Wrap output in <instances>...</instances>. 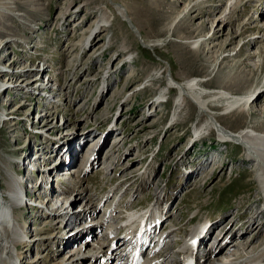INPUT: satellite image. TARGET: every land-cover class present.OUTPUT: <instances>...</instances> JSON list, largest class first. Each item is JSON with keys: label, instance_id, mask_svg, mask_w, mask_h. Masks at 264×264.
I'll return each instance as SVG.
<instances>
[{"label": "rangeland", "instance_id": "1", "mask_svg": "<svg viewBox=\"0 0 264 264\" xmlns=\"http://www.w3.org/2000/svg\"><path fill=\"white\" fill-rule=\"evenodd\" d=\"M228 2L0 0V86L4 88L0 111H13L5 123L0 121L1 151L16 164L18 171L12 164L10 172L27 189L24 199L29 202L23 212L27 233L49 228L40 216L27 219L35 211L28 207L40 206L55 188L62 202L67 200L63 207L67 215L79 214L83 206L90 210L78 222L60 219L56 235L67 236L63 229L69 232L81 225L75 233L89 241L88 247L115 238L109 241L115 258L124 255L115 242L116 235L123 237L122 229L111 234L121 223L116 219L110 224L103 212L117 203L121 207L114 217L150 208L163 218L155 226L159 242L165 240L159 247L155 241V254L171 241L173 246L181 245L183 236L195 228L201 233L199 240L211 238L208 249L200 242L203 248L192 246L195 257L215 249L209 261L228 263L232 258L223 257L224 262L218 258L224 249L249 256L254 237L255 244H264V215L255 213L248 201L241 202L255 189L252 165L244 160L242 147L220 142L210 129L194 134L206 115L189 99L187 108L172 118L175 89L162 99L164 103L168 98L163 106L152 107L150 102L169 85L171 72L181 84L196 76L210 90L253 92L239 121L233 119L235 112L219 116L220 105L211 104L213 111L207 113L224 127L233 132L249 125L264 128V0H231L230 13L221 16L228 22L217 30L216 18ZM102 10L109 16L110 29L89 35ZM173 21L167 34L165 27ZM192 38L199 41L196 49L187 44ZM123 48L130 57L121 53ZM12 123L16 125L10 127ZM42 131L49 140L40 151ZM83 143L87 145L82 154L96 144L85 163L80 157ZM20 164L35 167L37 174L27 171L23 176ZM42 176L49 182L38 188ZM40 194L43 198L37 199ZM204 218H209L207 226ZM46 232L52 233L51 241L29 246L20 264H47L73 248L56 240L55 231ZM99 255L92 264L106 261ZM189 260L186 257L180 264Z\"/></svg>", "mask_w": 264, "mask_h": 264}, {"label": "bare ground", "instance_id": "2", "mask_svg": "<svg viewBox=\"0 0 264 264\" xmlns=\"http://www.w3.org/2000/svg\"><path fill=\"white\" fill-rule=\"evenodd\" d=\"M230 1L231 0H229L228 2L229 5L227 4L223 12L216 18V22L218 24L216 25L215 28H217V30L221 29L223 25L228 22L225 16L224 17H221V16H223L225 11L227 10H229V13H230V10L232 7ZM109 21L110 20H109V16L107 12L102 10L99 16H97V19L94 21L89 35L98 34L100 31L107 32L111 26L109 25ZM174 23L175 21H173L172 23H170L168 26L165 27L167 34L171 33ZM187 44L191 46L192 48L196 49L198 48L197 46L199 45V41L197 39L192 38L188 40ZM123 49L121 53L128 55V57H130L131 54L129 53L128 49L126 48H123ZM36 78L37 77L33 79H36ZM27 82H30V80H28ZM18 86H20L19 89H22L21 87L23 85L22 86L18 85ZM1 87L2 86H0V90H1ZM16 87L11 86V89L16 88ZM26 88H27L26 85H24L22 90ZM208 88L206 87V85H204V82L201 81L196 76L194 77L192 76V79L189 80V82H186V84H181V82H179L178 80L174 78L171 72L169 85L165 87L163 90L161 89L158 91V93L155 95V98L150 101L151 106L152 107L163 106L164 103H167L168 98H167V101L164 103L162 102V99L165 98V96H167L168 94H170L171 90L175 89L178 91L177 92L178 95L176 96L174 100V115L172 118H175L176 112L180 113L182 112V110L187 108V106L189 105L187 101L189 99L191 102H193L197 106L198 110L199 109L201 110L202 114L205 113L206 115V119H204V122H202L198 126L196 125L195 130L193 129L194 134L198 135L197 134L198 132L201 133L202 131H208L210 129V131L213 130L216 133V135L220 139V142L233 143L236 145H240L243 149L242 152H243L244 160L251 162L249 164L252 165V172L254 175V182H255L254 193L249 194L247 198L242 199L241 202L245 200L248 201L247 204L250 206L251 209L254 210L255 213H262L264 215V128L261 127L262 128L261 129L260 126H250L249 125V127H246L237 132H233L229 130L228 128L224 127L221 124L222 122H219L215 116L207 113L208 110L210 111L212 110L210 109L212 106L211 104H217V105H220L219 106L221 108L220 112H222V114H220L219 116H223L224 112H225L224 115H227L228 113H231V112H235L233 114V119L234 121H239L241 119V114H244L242 112H244L247 109V106H249V102L252 99L253 92H247L246 94L244 93L234 94V93L227 92L225 90H221L220 88L212 89V90ZM5 111H0V121L2 120L4 123L11 116L10 114H12L13 112V111L11 112H7V111L5 112ZM158 112L159 110H157V113ZM15 125L16 123H12L10 127H14ZM2 145L3 144H2V138H1V133H0V188L3 189L2 191H0V264H20L21 262L24 263L23 255L26 253L25 251H27L29 246L31 247V245L38 244V243L47 245V242L49 240L51 241L52 233L46 232L47 230L51 232L55 231L54 235L57 236V238L55 237L56 240L57 239L60 240L61 243L64 241L66 247H69V246L73 247L68 250H64L62 257H60V260H53L51 258L52 262L48 263L45 261L47 264H81L83 260H87V264L89 262H91L92 264L94 260L97 259L98 254H100L99 256L102 258V260L104 259H106V261L113 260L114 263L116 264H127L128 263L129 256H131L133 252L135 251V243H132L131 240L124 238L125 236L123 235H122L123 237H119L116 235V240H115L116 243L119 241L118 244H122V248L120 249L121 252H123L124 254L122 258H115L114 254L110 252L111 247H109V241H112L113 238H111L110 240H107V237L106 239L104 237L105 241L107 242L106 245L103 242L97 241L94 244H90L91 246L88 247L89 241L87 239L85 240L84 237H81L79 233L68 234L67 236H64L63 234L56 235V232H58L59 228L61 227V226L60 227L58 226V222L60 219L63 221H66V223L69 222L70 224V223H73L71 221V218H73V221H76L79 218H81V215H84V216L86 214L89 215L90 210L85 209V207L83 206L79 214L70 213L67 215V212L63 211L64 210L63 207L66 205L67 200L62 202L63 199H61L59 195L56 194L58 191H55V188L52 189V191L49 193V195L51 196L48 195V198H45V197L43 198V195L41 194L37 196L38 197L37 199L39 198L44 199L43 201H41V203H39L40 206H38V208L41 212L40 218L46 219L45 224H46V227H49V228H43V227H40L39 229L35 228L33 229L31 233H27L26 222L23 221V212L25 208L28 206L27 202H29V199H26V200L24 199L25 196H24V193H22L24 192L23 186H21V188L18 189L16 184L18 183V185H21V183L18 182L17 180L18 177L15 176L13 172H10V170L13 167L12 164L14 163L8 162L6 156L1 151ZM88 146H89V150L87 152H90L92 150L93 145L90 144ZM88 146L86 148H88ZM86 157L87 158L84 159L83 163H85V161L90 157V153L86 155ZM16 162H19V160H16ZM48 182H49V178L42 176L38 188H40L41 186L45 185ZM59 191L63 195L67 193V192L64 193V191H61V190ZM1 202L3 203L1 204ZM20 204L21 206H19ZM261 206L262 208H260ZM119 207L121 206L117 203L116 206H114L112 209L108 210L107 212L105 210L103 216H106L105 219L110 224L111 222L117 219L119 220V223H121L120 225H123L126 228L130 225L129 222H131L132 219L139 213H140L139 217L146 218L147 220V214H149V212H143V211L138 212V211H132V210L128 211L127 210L126 212L128 214L126 216L120 217L121 215L120 216L117 215L116 217H114L115 212H118L117 208ZM122 208L124 207L122 206ZM10 210L13 211L14 215L10 214ZM53 214H56L55 216H58V218L54 219V217L52 216ZM158 216H159V221L157 224H159L163 219L160 217V215ZM149 220H151L150 224L154 222L153 217H150ZM4 222L6 223L7 226L13 225V227L5 228L3 225L1 226V224ZM155 225L156 223L149 230L148 241L143 242L141 244L140 250L143 248H147L148 250L146 249V251L142 254V257L137 261L136 264H180L181 260L185 259L186 257H189L191 260L183 262L182 264H224L218 260L209 261L210 257L216 253L215 249L213 251L212 249H210L208 252H206V250H203L201 256L195 257L194 248L192 246H189L190 241L192 239L191 235H188V238L184 240L181 245H179V242H177L176 245L173 246L174 242L171 241V243H168L167 247L164 250H162L160 254H155L154 251L156 249L155 250L153 249V246L156 245L155 241H157L158 243L157 245L159 247L162 244V242L165 240V239H162L159 242V239L161 238V236L157 234L156 232L157 229ZM116 228L114 229V231H112L111 234H117V230L119 229H122L121 232H123L124 230L122 226H120L117 229ZM66 230L67 228L63 229L62 231L64 232ZM69 232H71V230H69ZM190 233H192V230ZM203 233H204V229H203ZM160 234L166 236V234L163 231ZM251 242H254V243L252 244L253 248L247 249V251L251 252L249 256H243V255L237 256L233 253L230 254L228 249H224L221 252V256L226 257V259L232 258V259L226 260V261H230L226 264H264V244L262 243L255 244L256 237L252 238ZM248 246H251V244ZM198 247H199V244H198ZM120 250H118V252ZM127 254H128L127 259L126 260L123 259L125 258ZM175 258H180V259L177 262H175ZM192 259H196L197 262L194 263ZM17 260H21V261L18 263ZM42 262H43V259L41 260V263ZM96 264H101V263L96 262Z\"/></svg>", "mask_w": 264, "mask_h": 264}]
</instances>
